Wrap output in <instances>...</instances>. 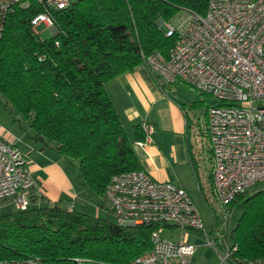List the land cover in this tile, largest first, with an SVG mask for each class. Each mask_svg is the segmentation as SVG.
<instances>
[{
    "label": "trees",
    "instance_id": "1",
    "mask_svg": "<svg viewBox=\"0 0 264 264\" xmlns=\"http://www.w3.org/2000/svg\"><path fill=\"white\" fill-rule=\"evenodd\" d=\"M208 1L72 0L52 11L57 33L48 40H41L30 24L41 7L32 0L16 6L0 44V105L21 127L27 124L32 132L28 140L39 149L75 161V182L104 200L113 174L141 169L107 82L141 64V53L167 56L178 39L177 33L166 35L168 25L180 12L204 15ZM157 83L171 96L169 84ZM198 94L205 97L204 104L198 98L189 106L203 104L206 114L215 102ZM136 134L144 136L139 129ZM240 199L242 212L230 234L228 259L264 264V187L239 195L227 211ZM31 201L23 210L0 215V261L72 264L83 258L91 264H129L151 248L155 230L171 226L122 228L108 216Z\"/></svg>",
    "mask_w": 264,
    "mask_h": 264
},
{
    "label": "built area",
    "instance_id": "2",
    "mask_svg": "<svg viewBox=\"0 0 264 264\" xmlns=\"http://www.w3.org/2000/svg\"><path fill=\"white\" fill-rule=\"evenodd\" d=\"M29 1L0 0V44L9 14ZM32 1L42 11L31 19V27L43 25L49 30L55 28L52 11L72 2ZM188 14L177 25H168L166 35H178L169 54L141 53V64L156 81L183 84L215 102L206 111L211 186L226 216L239 195L264 184V0H209L204 15ZM150 130L144 127L146 134ZM35 187L26 156L0 137V205L13 203L16 209H25ZM104 201L119 227L166 224L179 230V240L163 239L162 228L155 230L151 248L129 264H192L195 246L184 241L186 230L201 232L213 248L222 238L218 222L210 237L204 234L202 218L182 187L155 180L142 169L113 174ZM223 251L221 260L226 261L228 245ZM0 264L41 263L29 259ZM72 264L91 262L76 258Z\"/></svg>",
    "mask_w": 264,
    "mask_h": 264
},
{
    "label": "crops",
    "instance_id": "3",
    "mask_svg": "<svg viewBox=\"0 0 264 264\" xmlns=\"http://www.w3.org/2000/svg\"><path fill=\"white\" fill-rule=\"evenodd\" d=\"M106 88L126 128L140 168L155 180L179 185L190 198V193L198 192L203 199L205 184H209V187L211 185V153L205 112L203 125H198L195 130L183 103L171 89V96L163 93L154 76L142 64L108 81ZM145 126L151 127L148 134L144 132ZM137 129L143 133L142 139L137 138ZM0 137L17 147L15 139L1 130ZM36 146L38 145L35 144L34 147ZM34 151L36 150L33 149ZM29 154H25L28 169L36 181V187L30 194L32 203L40 206L50 202L74 210L77 204L82 206L87 203L86 195L90 197L91 194L75 182L66 159L49 148L41 150L38 147L31 160L28 158ZM205 162L208 163L207 176L202 169ZM255 191L257 190L252 192ZM242 202L240 199L230 210L236 205H242ZM98 214L99 211L96 210V216ZM164 231L173 236L176 229L168 226L162 229L161 234ZM189 231L203 235L197 230ZM211 233L212 231L210 235ZM189 243L195 246L192 264L208 263L209 259L205 257L206 248L202 253L198 252V248L204 245ZM216 244L222 247L219 240H216Z\"/></svg>",
    "mask_w": 264,
    "mask_h": 264
},
{
    "label": "rangeland",
    "instance_id": "4",
    "mask_svg": "<svg viewBox=\"0 0 264 264\" xmlns=\"http://www.w3.org/2000/svg\"><path fill=\"white\" fill-rule=\"evenodd\" d=\"M189 16L188 13L180 12L178 15L174 18L173 24L177 25L180 20H185ZM36 33H39V37L41 40H48L53 36L52 31L45 28L43 25H39L35 28ZM170 89L174 92L177 99L183 103V106L185 107L186 111L189 113V116L192 120L193 127L196 130L198 125H203V104H204V98L202 95L199 96L198 92L193 90L190 87H187L183 84L176 83L175 85H171ZM198 98H200V101H203V104L201 106H195L190 107L189 103L196 101ZM14 115H11L8 111H6L1 105H0V130L3 131L4 134H8L10 137H13L16 141L17 148L25 155L27 152H29L28 158L30 160L35 156L36 151L38 149V146L34 147L35 143L31 140H28L29 135H32V132L30 128L27 126V124L23 125L21 127L17 121L14 120ZM201 134L203 135L204 132ZM26 144V145H25ZM201 144V142H200ZM201 148V146H200ZM33 149L36 151L33 152ZM202 149V148H201ZM27 158V157H26ZM69 170L72 175L78 176L79 175V168L78 164L75 161H72V163H68ZM205 167L203 169V173L207 176V168L208 163H204ZM203 166V165H202ZM205 169V170H204ZM211 184V183H210ZM264 187V184H259L252 188L250 192L257 190L258 188ZM204 194L207 200V204L205 201L200 197L198 192L190 193L191 198L193 200L194 205L196 206L203 222L204 232L210 237V232L212 231L214 227V219L211 213L214 211L215 216L217 218L218 224V232L220 236L222 237L219 242L222 247L215 245L213 248L212 246H208L206 243V238L203 235H200L199 233H195L194 231H185V238L184 241L191 242L194 244L204 245V247L198 248V252L202 253L203 249L206 248L207 252H205V257L209 259L208 263L204 264H237L233 260L228 259L226 261H222L221 257L224 256V245H228L230 243V234L232 230L234 229L235 225L237 224V221L241 215L242 212V205H236L232 210L229 209V211L226 213V216L223 213V209L217 204L215 201L213 194H212V186L209 184H205L204 187ZM86 204L85 205H76V211L82 212L84 214H87L89 216H96V210L99 211L98 217L105 218L108 216L109 221L111 223H115V218L112 214H110L107 211V203L102 200V198L91 194L90 197H87L86 195ZM14 210H16V207L13 203H5L3 205H0V215L11 213ZM173 236H169V232L164 231L161 234V237L163 239H172V240H179V230L176 229V231L172 234ZM191 237V238H190Z\"/></svg>",
    "mask_w": 264,
    "mask_h": 264
},
{
    "label": "water",
    "instance_id": "5",
    "mask_svg": "<svg viewBox=\"0 0 264 264\" xmlns=\"http://www.w3.org/2000/svg\"><path fill=\"white\" fill-rule=\"evenodd\" d=\"M158 24H160V21L158 22ZM56 33H57V31H56V29L54 28V29L52 30V34L55 35Z\"/></svg>",
    "mask_w": 264,
    "mask_h": 264
}]
</instances>
